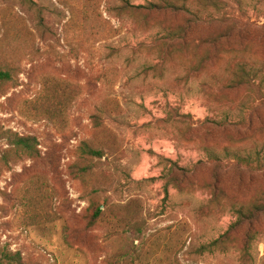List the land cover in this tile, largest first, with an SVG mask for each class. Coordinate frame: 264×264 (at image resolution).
I'll use <instances>...</instances> for the list:
<instances>
[{"label":"rangeland","instance_id":"obj_1","mask_svg":"<svg viewBox=\"0 0 264 264\" xmlns=\"http://www.w3.org/2000/svg\"><path fill=\"white\" fill-rule=\"evenodd\" d=\"M30 1L44 29L27 0H0V55L18 70V86L0 98V127L36 138L39 150L0 170V249L22 264H264V216L247 220L262 202L264 168L234 161L264 157V0H220L219 10L188 4L204 21L253 25L246 41H229L235 54L200 43L218 23L168 42L162 28L184 16L143 24L118 11L152 0ZM244 47L256 89L228 88L229 61L243 59ZM45 76L79 90L63 93L71 103L64 128L40 118ZM97 110L118 151L98 165L99 200L137 215L138 239L110 212L88 227L87 190L70 173L79 143L95 138ZM6 147L0 139V154ZM37 191L55 218L31 225L26 199Z\"/></svg>","mask_w":264,"mask_h":264},{"label":"trees","instance_id":"obj_2","mask_svg":"<svg viewBox=\"0 0 264 264\" xmlns=\"http://www.w3.org/2000/svg\"><path fill=\"white\" fill-rule=\"evenodd\" d=\"M152 0L146 5L130 6L127 2H123L122 7L118 11L126 12L131 15H140L141 22L147 24L148 19L152 15H182L184 16V23L173 28H162L166 30L168 42L177 40L178 42H186L191 31L199 24L205 25L210 23H218L221 28L218 29L214 35H209L205 38H200L202 45H208L217 48V52L235 54L238 52L230 49L228 43L234 37L241 42L246 41L253 31V25L241 21V17L223 16L220 19H211L204 21L199 19L194 13L188 9V4H195L201 10L214 9L219 10L220 0ZM28 4L34 8L38 13L39 24L38 27L44 29L42 18L40 17L41 9L35 3L27 0ZM264 32V26L260 27ZM46 30V28H45ZM167 40V39H166ZM240 42V43H241ZM225 47L227 49H225ZM243 59L234 58L229 61V68H231L230 79L226 83L228 88H250L256 89L254 86L255 69L250 68V58L247 57L248 49L244 47L239 51ZM218 59L217 57H215ZM214 58V59H215ZM256 62V59L253 60ZM261 60L257 61L260 62ZM256 62V63H257ZM262 62V61H261ZM260 62V63H261ZM258 64V63H257ZM9 60L0 55V98L6 94L9 89L18 86V70ZM264 67V65H262ZM249 67V69H247ZM45 76L41 79L42 86H39L38 91H42L44 95V108L42 107L43 115L41 119H48L51 124L57 128H64L66 126L65 118L67 119V112L71 105L68 98L63 96L64 92H68L70 98L71 94L77 95L79 90L75 86H67L55 84L48 80ZM37 91V92H38ZM62 92V95L60 94ZM261 92V91H260ZM40 95V93H36ZM94 129L95 138L88 141H82L76 148V160L71 166V175L79 180L83 191L86 192L88 207L85 211V220L88 227H92L100 222L106 212H110L115 219L121 221L126 228L136 233L135 238L138 239L141 234L142 221L137 215H131L126 212H119L107 205L106 201L100 202L98 194L101 192L100 184L94 182L95 176L99 170V163L107 155L116 154V136L109 132L104 127L101 121V113L99 110L91 117ZM205 123V121L203 122ZM229 126L226 124H219L218 126ZM0 139L6 142V149L0 154V170L7 169L11 163L21 159H36L39 156L38 143L36 138L31 136H20L10 130H4L0 127ZM234 161L250 170H261L264 168V157L256 155L254 158L250 156L236 157ZM47 195L37 191L36 196H29L26 199L29 209L25 211L30 214L29 224L34 225L43 221L50 222L55 218L53 213H48L42 209L43 205L47 204ZM124 208V207H122ZM136 214H139L136 212ZM259 216H264V195L260 204L253 206L252 212L247 220H256ZM0 264H22L19 253H11L0 249ZM117 264V262H116Z\"/></svg>","mask_w":264,"mask_h":264}]
</instances>
